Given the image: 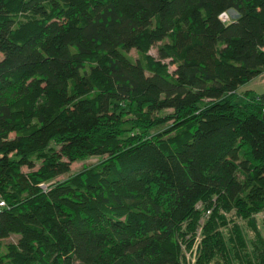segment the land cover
<instances>
[{
	"label": "trees",
	"instance_id": "1",
	"mask_svg": "<svg viewBox=\"0 0 264 264\" xmlns=\"http://www.w3.org/2000/svg\"><path fill=\"white\" fill-rule=\"evenodd\" d=\"M0 54V264H264V0H0Z\"/></svg>",
	"mask_w": 264,
	"mask_h": 264
},
{
	"label": "rangeland",
	"instance_id": "2",
	"mask_svg": "<svg viewBox=\"0 0 264 264\" xmlns=\"http://www.w3.org/2000/svg\"><path fill=\"white\" fill-rule=\"evenodd\" d=\"M227 14H230V12H229V13L226 12V13L222 14L220 18H221L222 20H223L225 17H226V19H229V17L227 16ZM232 16L235 18L236 14L233 13ZM232 16L230 15L231 18H230L229 22L232 20V18H233ZM131 54L134 55V56H137V54H136L135 51H132ZM151 54L157 56V49L154 48V49L151 51ZM1 58H2V55L0 54V59H1ZM168 63H169V62H168ZM171 69L174 70V69H175L174 66H171ZM263 82H264V80H263ZM263 82H261V80H258V81L255 82V85H261V86H262V85H263ZM246 91H247L246 86H244V87L241 88V90H240V92H239V93H240V96H239L240 98H238V101H239V102L245 100V98L243 97V94H244ZM105 158H106V157H104V158L92 157V158L87 159V160H85V161L74 163V164L72 165V168H71V169H72V170H71V173H70L69 175H64V176L59 177L56 181L62 182V181H64V180H66L69 176H72V175H75V174L79 173V172L82 171L84 168H86V167H91V166H94V165L100 163V162H101L102 160H104ZM24 171L27 172V171H29V170H28L27 168H25ZM256 219H257V222H258L259 226H260L261 228H263V227H264V212L261 213L260 215H258ZM198 237H199L198 241L201 240V237H200V236H198ZM18 239H19L18 236H13L12 238L8 239V241H9V242H16Z\"/></svg>",
	"mask_w": 264,
	"mask_h": 264
},
{
	"label": "crops",
	"instance_id": "3",
	"mask_svg": "<svg viewBox=\"0 0 264 264\" xmlns=\"http://www.w3.org/2000/svg\"><path fill=\"white\" fill-rule=\"evenodd\" d=\"M229 15L232 16L231 12H230ZM258 80H261V82H263V80H264V72L259 77H257L252 82H250L249 84L246 85L247 91H253L256 94H262V93H264V82H263V85L262 86L261 85H255V82L258 81ZM240 90L238 92H240Z\"/></svg>",
	"mask_w": 264,
	"mask_h": 264
},
{
	"label": "built area",
	"instance_id": "4",
	"mask_svg": "<svg viewBox=\"0 0 264 264\" xmlns=\"http://www.w3.org/2000/svg\"><path fill=\"white\" fill-rule=\"evenodd\" d=\"M224 20H227L224 18ZM6 207V203L2 200H0V208Z\"/></svg>",
	"mask_w": 264,
	"mask_h": 264
},
{
	"label": "bare ground",
	"instance_id": "5",
	"mask_svg": "<svg viewBox=\"0 0 264 264\" xmlns=\"http://www.w3.org/2000/svg\"><path fill=\"white\" fill-rule=\"evenodd\" d=\"M227 16L229 17V19H227V21H229L230 20V15L229 14H227ZM225 19H226V17H225ZM224 20V19H223ZM224 21H226V20H224ZM263 112H264V110H263Z\"/></svg>",
	"mask_w": 264,
	"mask_h": 264
}]
</instances>
